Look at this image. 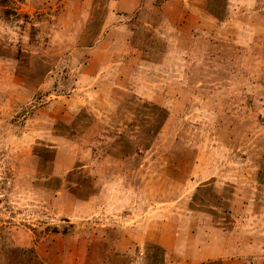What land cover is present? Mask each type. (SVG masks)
Instances as JSON below:
<instances>
[{
	"label": "rangeland",
	"instance_id": "rangeland-1",
	"mask_svg": "<svg viewBox=\"0 0 264 264\" xmlns=\"http://www.w3.org/2000/svg\"><path fill=\"white\" fill-rule=\"evenodd\" d=\"M214 9L0 0V264H264V0Z\"/></svg>",
	"mask_w": 264,
	"mask_h": 264
},
{
	"label": "trees",
	"instance_id": "trees-1",
	"mask_svg": "<svg viewBox=\"0 0 264 264\" xmlns=\"http://www.w3.org/2000/svg\"><path fill=\"white\" fill-rule=\"evenodd\" d=\"M216 0H209V8L211 10H215L214 6H215ZM214 12V11H213Z\"/></svg>",
	"mask_w": 264,
	"mask_h": 264
}]
</instances>
